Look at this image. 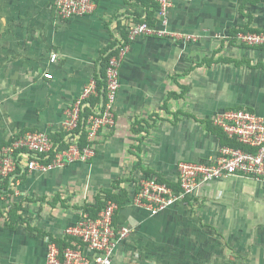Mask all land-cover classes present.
<instances>
[{"label":"crops","instance_id":"obj_1","mask_svg":"<svg viewBox=\"0 0 264 264\" xmlns=\"http://www.w3.org/2000/svg\"><path fill=\"white\" fill-rule=\"evenodd\" d=\"M95 4L91 14L64 20L55 0H0V148L29 130L64 141L67 110L102 77L104 58L133 24H161L157 0ZM168 21L169 30L197 39L129 43L116 125L95 136L93 158L0 180V264H45L48 244L70 239L67 228L108 190L126 198L114 220L132 229L112 264H264V186L255 178L204 183L157 215L132 203L144 177L177 188L181 161L217 156L216 113L264 115V47L236 38L264 30V0H175Z\"/></svg>","mask_w":264,"mask_h":264},{"label":"built area","instance_id":"obj_2","mask_svg":"<svg viewBox=\"0 0 264 264\" xmlns=\"http://www.w3.org/2000/svg\"><path fill=\"white\" fill-rule=\"evenodd\" d=\"M161 18L160 26L147 21L133 24L116 47L106 68V84L102 90L96 80H91L68 108L63 123L64 141L55 142L44 130H29L17 134L0 148V177H17V172H49L68 164L86 162L95 156L93 140L105 128L116 125L115 103L121 87V66L129 43L139 36L177 37L196 40L193 34H182L168 29V10L175 0H157ZM95 0H55V9L61 19L91 14ZM239 43L249 47H264V30L239 31ZM52 53L51 61L58 59ZM45 76L52 78L51 73ZM97 102L92 106V100ZM90 108L88 115H84ZM215 126L231 139L246 148L232 145L220 147L217 156L203 161H181L178 166V187L156 177H144L135 191L132 203L152 215L168 209L197 194L204 183L232 175L252 177L264 186V115L249 109L222 110L213 117ZM86 132V145H81V132ZM120 205L109 200L96 216L88 213L69 226L66 233L73 246L61 248L51 241L48 244L45 264H112L117 246L131 234L128 225L114 221Z\"/></svg>","mask_w":264,"mask_h":264},{"label":"trees","instance_id":"obj_3","mask_svg":"<svg viewBox=\"0 0 264 264\" xmlns=\"http://www.w3.org/2000/svg\"><path fill=\"white\" fill-rule=\"evenodd\" d=\"M240 31H248V30H240ZM238 32L239 31L236 32V35H237ZM113 53H109L104 58L105 59V62H106V65H104V70L102 71V77L97 82L98 83V88L100 90H102L104 88L105 84H106V82H105V80H106V68H107V64H108L109 58H110V56ZM96 102H97L96 99L95 100H92V106ZM90 110L91 109L88 108V110L85 111L84 115L85 116L88 115V113L90 112ZM62 136L63 137H61V140H63V138H64L65 135L62 134ZM80 136H81V145L82 146L86 145L88 143L86 141V132L83 130V132H81V135ZM220 137H221V144H222L221 146H223V145H232V146H236V147L246 148V146L243 145L242 143L236 141L235 139L229 138L224 132H221L220 133ZM0 180H1V177H0ZM8 182H9V178H4L3 179V184H8ZM111 199L114 200V201H116L120 205V207H122V203L126 200V198H124L122 200V198H121L120 195H117V194L113 193L111 190H108L107 191V194H106V196H105V198L103 200L101 199V197H97V202L95 204H92V205L88 206L86 209H87V211L89 212V214L91 216H96L100 212V210H102V208L106 205V201L107 200H111ZM72 241H73V239L70 237V239L64 240L63 242H59V243H62V244H59V245L61 246V248H64V247H67V246H73V247H75L73 245Z\"/></svg>","mask_w":264,"mask_h":264},{"label":"rangeland","instance_id":"obj_4","mask_svg":"<svg viewBox=\"0 0 264 264\" xmlns=\"http://www.w3.org/2000/svg\"><path fill=\"white\" fill-rule=\"evenodd\" d=\"M109 200L106 201V203L108 202Z\"/></svg>","mask_w":264,"mask_h":264}]
</instances>
